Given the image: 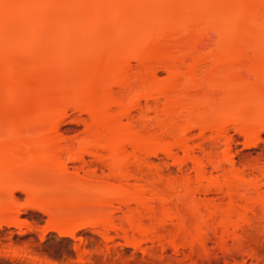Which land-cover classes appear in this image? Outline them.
I'll return each instance as SVG.
<instances>
[{
    "label": "bare ground",
    "instance_id": "6f19581e",
    "mask_svg": "<svg viewBox=\"0 0 264 264\" xmlns=\"http://www.w3.org/2000/svg\"><path fill=\"white\" fill-rule=\"evenodd\" d=\"M69 111L85 115L73 139ZM230 130L264 132V0H0V224L18 190L59 236L223 247L264 219V166L247 179Z\"/></svg>",
    "mask_w": 264,
    "mask_h": 264
},
{
    "label": "rangeland",
    "instance_id": "374dc122",
    "mask_svg": "<svg viewBox=\"0 0 264 264\" xmlns=\"http://www.w3.org/2000/svg\"><path fill=\"white\" fill-rule=\"evenodd\" d=\"M163 72L159 77H164ZM133 114H137L134 112ZM69 119L62 126L61 132L67 138L80 137L84 126L81 122L85 115L69 111ZM233 155L235 166L245 170L247 179L258 177V170L264 166V132L259 134L258 140L248 141L233 130ZM211 133L205 131L199 135V130L193 129L190 134L191 143L203 141L205 149L211 147ZM252 142V143H251ZM196 144V145H197ZM207 145V146H206ZM210 145V146H209ZM207 150V149H206ZM85 166L90 167L93 158L85 156ZM152 162L161 165L163 169L170 170V176L178 174V167L171 160L162 155L152 157ZM167 164V165H166ZM72 166V165H71ZM73 166H76L73 165ZM78 166V165H77ZM76 166V167H77ZM80 166V165H79ZM82 166V165H81ZM85 166L83 168L85 169ZM190 167V165H188ZM166 167V168H165ZM249 167V168H248ZM243 168V169H242ZM72 167L69 168V170ZM80 169V167H79ZM87 169V168H86ZM73 170V169H72ZM103 170V171H102ZM210 170V168H209ZM106 174L104 168L101 169ZM186 173H191L186 169ZM99 172V173H98ZM101 172V173H102ZM82 173V170L81 172ZM98 173V174H97ZM100 170L97 176L103 175ZM165 176H169L166 174ZM172 174V175H171ZM213 174H215L213 172ZM263 184V183H262ZM264 192V185L262 186ZM15 205H10L13 212L0 224V264H262L264 259V219L259 212L248 214V220L241 223L232 233L227 234L223 247L216 237L210 233L205 240V251L199 245L188 247H175L153 239L140 243V247L129 245L126 239L113 232L109 233V240H104L102 229L99 225H90L77 230L74 238L68 235L59 236L50 214L30 206V197L22 191H15ZM211 200L219 201L220 193L210 192ZM219 198V199H218ZM222 200V199H221ZM15 212H14V210ZM47 214V215H46ZM118 214V212L116 213ZM117 215V221H119ZM261 217V218H260ZM95 219V218H92ZM92 221V220H91ZM95 220H93L92 224ZM51 223H53L51 225ZM247 223V224H246ZM54 227V230H52ZM166 225L165 229H170ZM239 227H241L239 229ZM56 229V230H55ZM238 231V232H237ZM237 232V233H236ZM236 233V234H235ZM211 236V237H210ZM225 238V237H224ZM80 239V240H78ZM217 242H216V241ZM161 242V243H159ZM225 245V246H224ZM164 249L161 251V247ZM107 248V249H106ZM221 248H225L222 250ZM113 251V252H112ZM262 260V261H261Z\"/></svg>",
    "mask_w": 264,
    "mask_h": 264
}]
</instances>
